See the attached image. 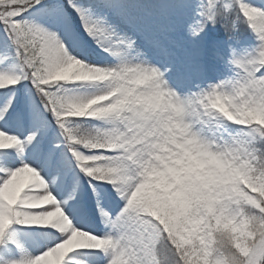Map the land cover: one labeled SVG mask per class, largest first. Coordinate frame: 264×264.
<instances>
[{
	"label": "snow or ice",
	"instance_id": "1",
	"mask_svg": "<svg viewBox=\"0 0 264 264\" xmlns=\"http://www.w3.org/2000/svg\"><path fill=\"white\" fill-rule=\"evenodd\" d=\"M0 264H264V0H0Z\"/></svg>",
	"mask_w": 264,
	"mask_h": 264
}]
</instances>
